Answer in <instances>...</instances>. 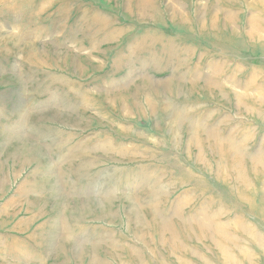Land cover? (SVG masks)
I'll list each match as a JSON object with an SVG mask.
<instances>
[{"label": "rangeland", "instance_id": "1", "mask_svg": "<svg viewBox=\"0 0 264 264\" xmlns=\"http://www.w3.org/2000/svg\"><path fill=\"white\" fill-rule=\"evenodd\" d=\"M0 264H264V0H0Z\"/></svg>", "mask_w": 264, "mask_h": 264}]
</instances>
